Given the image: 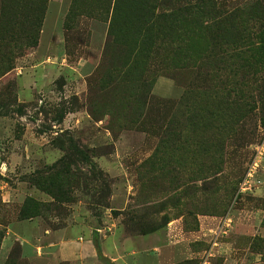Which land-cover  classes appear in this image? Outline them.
Masks as SVG:
<instances>
[{
	"label": "rangeland",
	"instance_id": "1",
	"mask_svg": "<svg viewBox=\"0 0 264 264\" xmlns=\"http://www.w3.org/2000/svg\"><path fill=\"white\" fill-rule=\"evenodd\" d=\"M80 2L0 16V264L60 229L158 239L118 264H264V0H180L146 30L150 3Z\"/></svg>",
	"mask_w": 264,
	"mask_h": 264
},
{
	"label": "crops",
	"instance_id": "2",
	"mask_svg": "<svg viewBox=\"0 0 264 264\" xmlns=\"http://www.w3.org/2000/svg\"><path fill=\"white\" fill-rule=\"evenodd\" d=\"M65 229L57 231H48V235H44V238L53 239L49 245L56 247L53 254L49 257L44 253L37 255V264H48V262H60V261H78L84 258H98V252L94 244L92 236L82 238V240L65 239ZM124 240V241H123ZM158 239H110V245H107V241L99 239L102 255L108 259L111 264H118L120 257L110 255V249H113L115 253H118V246L123 248L130 247V244L136 248L137 251L142 248H151L155 246V242ZM123 241V242H122Z\"/></svg>",
	"mask_w": 264,
	"mask_h": 264
},
{
	"label": "trees",
	"instance_id": "3",
	"mask_svg": "<svg viewBox=\"0 0 264 264\" xmlns=\"http://www.w3.org/2000/svg\"><path fill=\"white\" fill-rule=\"evenodd\" d=\"M9 1L10 0H0V3H2V7L0 8V16L5 14V13H3V11L7 7L4 6V3H7ZM46 1L47 0H43V2H46ZM80 1L81 0H72L71 8H70V10L68 12V16H67L68 21L71 20V18H73V17H78L81 15L82 16H84V15L89 16L91 14L92 11L90 9L81 8V6L79 7L78 2H80ZM118 1L119 0H115V8H116V5L118 4ZM142 1L150 3V5H151V7L149 9V13H148V22L145 24V27H146L145 30L148 29L149 27L153 28L155 25H157L158 19H161V18L167 19L171 16L170 14H167L166 12H157L158 8L166 7V6L176 7L180 3V0H131V2H133V4H138L139 2H142ZM128 2H129V0H128ZM115 8L113 10V15H114V13H116ZM102 12H107V14L109 13L108 11H102ZM6 14H8V13H6ZM113 15H112V18H113ZM111 27H113V20H112V23L110 25V29H111ZM93 239H94V244L96 246V250L98 252V258L104 262L108 261L111 264V262L102 255L100 243H99V237H98L97 233L94 234Z\"/></svg>",
	"mask_w": 264,
	"mask_h": 264
},
{
	"label": "built area",
	"instance_id": "4",
	"mask_svg": "<svg viewBox=\"0 0 264 264\" xmlns=\"http://www.w3.org/2000/svg\"><path fill=\"white\" fill-rule=\"evenodd\" d=\"M261 149H264V147H262ZM261 153V152H260ZM257 168V164L256 161L252 164V167L250 168L249 171V176H252V173L254 172V170Z\"/></svg>",
	"mask_w": 264,
	"mask_h": 264
}]
</instances>
